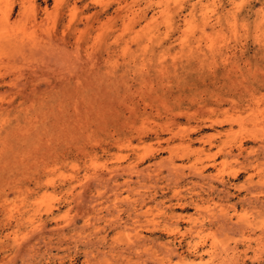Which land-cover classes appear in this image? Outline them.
Segmentation results:
<instances>
[{
  "label": "rangeland",
  "instance_id": "obj_1",
  "mask_svg": "<svg viewBox=\"0 0 264 264\" xmlns=\"http://www.w3.org/2000/svg\"><path fill=\"white\" fill-rule=\"evenodd\" d=\"M263 75L264 0H0V264H264Z\"/></svg>",
  "mask_w": 264,
  "mask_h": 264
},
{
  "label": "bare ground",
  "instance_id": "obj_2",
  "mask_svg": "<svg viewBox=\"0 0 264 264\" xmlns=\"http://www.w3.org/2000/svg\"><path fill=\"white\" fill-rule=\"evenodd\" d=\"M180 42H181V41H180ZM191 44H192V43H191ZM196 44H198V43H196ZM196 44H195V45H196ZM205 44H206V43H205ZM221 44H223V43H221ZM184 45H185V44H184ZM198 45H199V44H198ZM208 45H209V44H208ZM210 45H211V43H210ZM185 46H186V45H185ZM185 46H184V47H185ZM218 46H219V44H218ZM196 47H197V46H196ZM193 48H194V47H193ZM217 48H219V47H217ZM235 48H237V47H235ZM244 48H245V47H244ZM225 49H226V48H225ZM242 49H243V48H242ZM198 50H200V49H198ZM198 50H197V53H198ZM190 51H191V50H190ZM190 51H189V52H190ZM216 51H218V50H216ZM199 52H200V51H199ZM235 52H236V51H235ZM227 53H229V52H227ZM231 53H232V52H231ZM223 57H224V56H223ZM224 60H226V62L228 61V59H226V58H225ZM229 61H230V60H229ZM245 62H248V61H245ZM245 62H244V63H245ZM245 64H246V63H245ZM223 65H224V64H223ZM226 65H227V64H226ZM232 65H234V64H233V63L231 64V67H232V69H233L234 67H233ZM235 66H236V68H238L236 64H235ZM246 66H247V64H246ZM231 67H230L229 69H231ZM159 69H160V68H159ZM225 70H226V69H225ZM237 70H238V69H237ZM235 71H236V70H235ZM233 72H234V71H233ZM236 72H237V71H236ZM236 72H235V73H236ZM215 75H216V74H215ZM243 75H244V74H243ZM226 76H227V75H226ZM263 76H264V75H263ZM234 78H235V79H234ZM234 78H233V79L236 80V77H234ZM234 80H233V81H234ZM243 80H244V79H243ZM233 81H232V79H231V82H233ZM239 81H240V79H239ZM239 81H238V82H239ZM141 82H142V81H141ZM234 82H235V81H234ZM238 82H237V83H238ZM217 83H218V80H217ZM241 84H243V83H241ZM219 85H220V83H219ZM232 85H233V84H232ZM239 86H240V84H239ZM239 86H238V87H239ZM246 86H247V84H246ZM246 86H244V87H246ZM248 86H249V85H248ZM130 88H131V87H130ZM251 88H252V87H251ZM253 89H254V88H253ZM136 90H137V89H136ZM244 90H245V88H244ZM133 91H134V90H133ZM237 91L240 92V90H238V88H237ZM251 91H252V90H251ZM251 91H250V92H251ZM31 92H32V91H31ZM130 92H131V91H130ZM219 92H220V91H219ZM252 93H253V96H254V92H252ZM218 95H219V94L217 93L216 96H217V98L219 97V99H220V95H219V96H218ZM256 95H257V94H256ZM212 97H213V96H212ZM225 97H226V96H224V98H225ZM245 97H246V96H245ZM255 97H256V96H255ZM190 98H191V97H190ZM192 98H193V96H192ZM196 98H197V97H196ZM198 98H199V97H198ZM198 98H197V99H198ZM203 98H204V96H203ZM224 98H223V99H224ZM230 98H232V97H230ZM230 98H229V99H230ZM250 98H252V97H250ZM197 99H196V100H197ZM229 99H228V100H229ZM247 99H248V98H247ZM255 99H256V98H255ZM200 100H201V99H200ZM212 100H213V99H212ZM220 100H221V99H220ZM228 100H227V101H228ZM233 100L236 101V99H234V98H233ZM143 101H144V100H143ZM215 101H216V100H215ZM222 101H223V100H222ZM257 101H258V100H257ZM257 101H256V102H257ZM197 103H198V102H197ZM199 103H200V102H199ZM237 103H238V102H237ZM238 104H239V103H238ZM242 104H243V103H242ZM247 104H248V103H247ZM247 104H245V105H247ZM231 105H232V104H231ZM233 105H234V103H233ZM201 107H202V106H201ZM203 107H204V105H203ZM205 107H206V105H205ZM211 107H212V106H211ZM213 107H214V106H213ZM213 107H212V108H213ZM231 107H232V109H233V106H231ZM251 107H253V106H251ZM206 108H209V107H206ZM206 108H205V109H206ZM216 108H219V107H216ZM225 108H228V107H225ZM229 108H230V107H229ZM236 108L239 109V107H236ZM251 109H252V108H251ZM226 110H227V109H226ZM255 110H256V109H255ZM211 111H213V110H211ZM214 111H215V109H214ZM236 111H237V109H236ZM242 111H243V110H242ZM245 111H246V110H245ZM211 122H212V121H211ZM215 123H217V122H215ZM212 124H213V123H212ZM143 136H144V135H143ZM171 137H172V136H171ZM214 137H215V136H214ZM254 139H255V138H254ZM210 141H211V140H210ZM210 141H209V142H210ZM243 141H244V140H242V142H243ZM115 142H116V140H115ZM263 145H264V144H263ZM263 145H262V146H263ZM262 146H261V148H262ZM190 149H191V148H190ZM163 150H164V149H163ZM239 150H241L240 147H239ZM227 151H228V150H227ZM239 152H242V151H239ZM176 154H177V153H176ZM233 154H234V153H233ZM229 155H230V154H229ZM171 156H172V155H170V159H171ZM184 156H185V155H184ZM233 156H234V155H233ZM243 156H246V155H243ZM142 159H143V158H142ZM172 159H173V156H172ZM174 159H175V158H174ZM169 161H170V160H169ZM155 162H156V160H155ZM213 162H214V161H213ZM213 162H212V163H213ZM210 163H211V162H210ZM214 163H215V162H214ZM214 163H213V164H214ZM220 163H221V162H220ZM161 164H162V163H161ZM168 164L170 165V163H168ZM195 164H196V163H195ZM213 164H212V165H213ZM172 165H175V163L173 164V161H172ZM180 165H181V164H180ZM214 165H216V164H214ZM163 166H164V165H163ZM175 166H176V165H175ZM177 166H178V165H177ZM196 166H197V165H196ZM132 167H133V166H132ZM172 167H174V166H172ZM191 167H192V166H191ZM198 167H199V166H198ZM214 167H215V166H214ZM130 168H131V166H130ZM133 168H134V167H133ZM182 168H183V167H182ZM184 168H185V167H184ZM204 168H206V167H204ZM144 169H145V168H144ZM175 169H176V168H175ZM177 169H178V168H177ZM189 169H190V168H189ZM192 169H193V167H192ZM198 169H199V168H198ZM125 170H126V169H125ZM173 170H174V169H173ZM130 171H131V170H130ZM177 171H178V170H177ZM195 171H196V169H195ZM200 171H201V170H200ZM200 171L198 172V174L200 173ZM116 172H117V171H116ZM122 173H123V172H122ZM203 173H204V172H203ZM203 173H201V174H203ZM236 173H237V172H236ZM119 174H120V173H119ZM218 174H219V172H218ZM211 175H212V174H211ZM219 175H220V174H219ZM222 175H223V174H222ZM250 175H251V174H250ZM212 176H213V175H212ZM251 176H253V175H251ZM151 177H152V176H151ZM214 177H216V175H214ZM219 177H221V175H220ZM247 177H248V176H247ZM209 178H210V177H209ZM217 178H218V176H217ZM222 178H223V176H222ZM222 178H220V179H222ZM249 178H250V177H249ZM211 179L214 180V178H211ZM223 179H224V178H223ZM252 179H253V177H252ZM248 180H249V179H248ZM222 182H223V181H222ZM215 187H216V186H215ZM215 187H214V188H215ZM212 188H213V187H212ZM49 211H52V207H51V206H50V208H49ZM25 218H26V217H25ZM31 218H32V217H31ZM31 218L28 217V218H27V221L30 220V221L32 222V224H33L34 222H33V220H32ZM28 222H29V221H28ZM56 224H57V223H56ZM36 226H38V225H36ZM244 226H245V225H244ZM38 227H40V226H38ZM201 227H202V226H201ZM40 228H41V227H40ZM45 228H46V227H45ZM37 229H38V228H37ZM37 231H38V230H37ZM40 233H41V232H40ZM42 235H43V234H42Z\"/></svg>",
  "mask_w": 264,
  "mask_h": 264
}]
</instances>
